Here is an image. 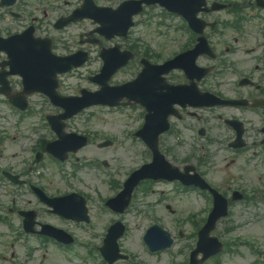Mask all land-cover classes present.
<instances>
[{
  "label": "rangeland",
  "instance_id": "1",
  "mask_svg": "<svg viewBox=\"0 0 264 264\" xmlns=\"http://www.w3.org/2000/svg\"><path fill=\"white\" fill-rule=\"evenodd\" d=\"M163 20L162 17H160ZM168 22V20H166ZM140 22V20H139ZM156 24L158 22L154 20L152 27H146L140 25L138 29L134 31L133 41L139 42L140 47L149 45L152 50H154L157 54L160 55L162 60L169 58V56L173 53L175 49H177L178 45L173 44L172 39L173 35H171V31L167 28H163L162 30L155 29ZM77 39L73 42H70L72 48L77 47ZM61 51H65L63 48ZM96 65L95 68H97ZM93 69L88 68L83 70L82 72L72 74L65 78V87L66 91L69 93L77 92L80 88L79 86H88L92 87L90 84L86 82V76ZM128 73H131L130 71ZM119 78H128L126 75H121ZM36 103V102H35ZM35 108L40 107V104L37 102L34 106ZM50 109V108H49ZM51 110V109H50ZM130 111L125 112H117L111 113L107 109L103 108H93L87 111L85 114L76 117L72 121L68 122V130L70 132H78V133H97L100 136L96 137V141H101L102 139H111L115 140L116 144L104 150H99L95 146H90L83 149L76 156H73L70 163H77L81 165L82 170L79 172L80 176L83 178L81 181V187L83 190L88 191L91 196L96 194L97 190H100L102 193L101 197L105 198L112 194L111 187L108 184L101 185L100 179L105 181L106 175L113 174L114 179L117 182H122L126 177V174L132 169L139 165L141 162V154L142 151L140 145L133 144L129 139H124L123 130H127L129 132L134 131L138 127V119L136 120V115H129ZM128 114V116H127ZM129 117V118H128ZM13 123L9 121L7 125L3 127L5 129H9V124ZM123 132V134H122ZM126 132V131H125ZM21 143H18L20 145ZM189 148L184 145V147L176 150V156L180 159L186 158L188 154V150L193 152L194 148L191 142H188ZM15 147V144L13 145ZM216 146H213L211 149H215ZM211 154V153H210ZM97 158H102L110 163V168L108 169V174L102 172L99 168L91 169L88 167V164L94 162ZM7 157L2 159L5 161ZM21 159V155L17 157V160ZM12 159L7 160L9 163ZM17 160H12L11 162H17ZM215 162L216 159H213ZM194 162V160L192 161ZM223 167H203L202 171L210 173V177L215 185H218L224 190H227L226 186L229 184L231 180H234L237 187H240L246 191H250V187L252 186H262L264 184V168H253L249 166H242L240 168H233L230 172L231 176H227L223 173ZM43 174L45 175V170H43ZM48 174V175H47ZM47 175V176H46ZM46 177L48 178V182L45 180L41 181L46 187H53L49 185V180L57 184L61 183L59 177L61 174L56 171V169H52L50 166L46 172ZM87 181L85 180V178ZM36 180V179H35ZM107 182V181H106ZM230 185V184H229ZM245 188H243V187ZM162 189L168 190L172 188V186L164 187L160 186ZM170 193V191L168 192ZM100 197V195H99ZM100 197V198H101ZM158 198V195L145 196L142 193L137 195V198L134 200V206L128 212V214L123 218V222L127 228V232L125 237L121 241V248L125 253H129L132 257L130 260L126 262H119V264H170V253L163 254H147V251L143 244H141V236L143 233L152 225L159 224L165 230L169 231L172 235H175V226L177 220L181 218H187L190 213H200L201 209L205 208L204 203L202 204L203 198L200 195L195 193L190 194H169V201L164 203L162 206L156 207L153 210H150L147 205L155 204V200ZM8 195L5 193L4 187H0V202H8ZM166 204L170 205L175 211L174 214H171L166 208ZM248 207L239 206L236 208V215L233 217L235 223L240 222L243 224L244 221L249 219H254L255 217H259L258 214L247 215ZM253 211L255 209L250 208ZM100 211V212H99ZM239 212V215H238ZM264 212V210H262ZM94 214V222L91 228H88L87 231H80L81 241L90 242L93 240V234L95 236H99L104 226L111 220L112 216L107 213H102V210L99 208H93ZM231 221H228V224H231ZM227 225V224H226ZM192 226L186 225L184 226V232L190 233L192 232ZM240 236L241 238L248 239L249 241L257 244L258 246H262L264 250V222H259L257 224H252L248 227H242L235 231L231 237ZM179 248H183L184 245L187 244L186 240L181 242L179 240L176 241ZM33 247H36L37 244H32ZM83 249V248H82ZM77 250L82 253V251L77 247ZM122 251V252H123ZM127 251V252H126ZM174 252V251H173ZM44 251L36 253L33 257L32 264H68L65 261V256L61 255L53 249H50L47 253V261L44 262L42 259V255ZM175 255V253H174ZM245 256V257H244ZM239 258L231 259L230 256L226 255L222 258L223 264H250L252 257L242 250V255L237 256ZM244 257V258H241ZM79 260L77 257L74 258V264H79ZM178 264H182L183 256H179L177 259Z\"/></svg>",
  "mask_w": 264,
  "mask_h": 264
},
{
  "label": "flooded vegetation",
  "instance_id": "2",
  "mask_svg": "<svg viewBox=\"0 0 264 264\" xmlns=\"http://www.w3.org/2000/svg\"><path fill=\"white\" fill-rule=\"evenodd\" d=\"M32 8H35L36 10H38L37 7L29 3H18L16 7H14L13 9H1L0 8V34L7 37L10 34H15V33L24 31L28 26L31 25V23L29 22V18L31 15L30 9ZM248 12L254 16H257L256 12H251V11H248ZM4 15H8L10 17L3 18ZM212 15H215V13L207 14L208 17H211ZM11 18L13 22H11ZM3 26H8V27L4 29ZM35 32L39 35L42 34L40 27H36ZM5 61H6V57L4 55H0V66L3 65ZM244 72L245 74L250 73L249 70H244ZM220 88L223 89V92H231V91L233 92L234 90L233 86L229 84H225V83L222 84ZM241 90L243 92V98L247 100L252 101L258 98H264V86L262 85L259 87L256 86L254 88L245 87Z\"/></svg>",
  "mask_w": 264,
  "mask_h": 264
}]
</instances>
